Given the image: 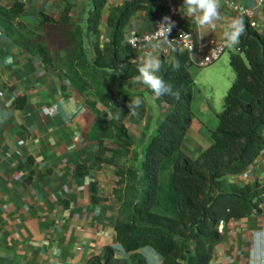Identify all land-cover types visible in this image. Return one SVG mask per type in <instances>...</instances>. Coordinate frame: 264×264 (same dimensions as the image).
<instances>
[{
	"label": "crops",
	"instance_id": "1",
	"mask_svg": "<svg viewBox=\"0 0 264 264\" xmlns=\"http://www.w3.org/2000/svg\"><path fill=\"white\" fill-rule=\"evenodd\" d=\"M15 1L0 0V5L9 8ZM19 1L25 4L21 20L39 34H45V28L38 15L46 13L59 19L65 7L63 0ZM91 4L92 0H76L71 19L84 25ZM218 4L219 19L213 25L201 26L195 20L199 11L188 14L185 0H179V16L197 39L189 69L194 80L195 118L183 141V150L193 157L212 144V131L218 127L219 111L225 105L224 102L220 109V95L236 79L230 65L236 45L228 46L232 53L210 64L207 77L203 76L206 66L200 62L208 42H227L226 32L242 14L239 8L252 11L250 19L264 34V0H218ZM112 5L108 3L102 13L101 39L105 37ZM154 20L144 10L137 11L125 28V40L151 32ZM173 51L164 41L153 42L134 51L133 60L142 64L150 55L159 60L169 58ZM219 81L221 88L216 92ZM128 86L145 95L142 117L134 120L129 115L125 120L134 140L127 161L132 165L141 160L144 145L173 106L142 83L138 86L135 78L129 80ZM23 96L25 104L17 107L16 99ZM54 103L58 111L50 115L48 108ZM99 107L103 108L101 104ZM96 120L87 97L66 73L49 71L40 55L19 46L0 24V264H86L108 246L118 259L129 258L116 231L117 167L109 163L94 165L100 144L90 133ZM79 164L89 165V173L81 175ZM223 179L227 190L256 181L264 185V149L253 164ZM93 183L100 197L96 202ZM260 208L259 213L224 223L223 240L214 247L209 264H262L264 258L254 254L264 255V202ZM256 233L260 234L258 238ZM141 252L152 264H161L162 257L151 247Z\"/></svg>",
	"mask_w": 264,
	"mask_h": 264
},
{
	"label": "trees",
	"instance_id": "2",
	"mask_svg": "<svg viewBox=\"0 0 264 264\" xmlns=\"http://www.w3.org/2000/svg\"><path fill=\"white\" fill-rule=\"evenodd\" d=\"M63 1L59 19L46 13L38 15L45 34L32 31L21 20L25 4L19 0L9 8L0 5V24L19 46L40 55L49 71H64L87 97L97 116L90 135L100 144L94 165L117 167L116 231L127 259L130 264H152L141 252L151 247L162 257L161 264H209L214 247L224 237L221 222L259 213L264 202V185L259 181L227 190L223 179L253 164L264 149V34L248 15L241 14L246 32L231 54L236 79L219 113V125L212 131V144L196 157L183 150L195 118L194 80L189 71L192 61L188 53L178 50L169 58L162 57L158 75L172 89L162 97L173 109L151 134L141 160L128 165L134 140L125 120L129 115L134 120L142 117L145 95L128 86L129 80L139 75L141 63L133 60L125 28L137 11L144 10L155 18L162 7L159 0L112 5L101 39L102 13L108 0H92L84 25L71 19L76 0ZM137 97L140 106L133 103ZM25 102V96L18 97L16 106ZM89 170L87 164L78 165L81 175ZM92 191L93 201H99L96 183ZM118 260L108 246L86 264Z\"/></svg>",
	"mask_w": 264,
	"mask_h": 264
},
{
	"label": "built area",
	"instance_id": "3",
	"mask_svg": "<svg viewBox=\"0 0 264 264\" xmlns=\"http://www.w3.org/2000/svg\"><path fill=\"white\" fill-rule=\"evenodd\" d=\"M127 0H108L113 5H119ZM162 7L160 13L155 16L154 29L151 32L135 34L130 36L126 42L133 48V51L142 49L149 43L164 41L173 50H178L180 53L190 54L197 48V39L194 31L189 28L181 20L179 16V0H159ZM242 10V14L251 16V10ZM255 25V23L253 22ZM171 26L170 32L167 27ZM228 44L226 41L211 39L207 45V51L204 54L200 65L208 66L219 60L227 50ZM58 111V104L54 103L48 108L50 115ZM219 229L224 231V222H221Z\"/></svg>",
	"mask_w": 264,
	"mask_h": 264
},
{
	"label": "clouds",
	"instance_id": "4",
	"mask_svg": "<svg viewBox=\"0 0 264 264\" xmlns=\"http://www.w3.org/2000/svg\"><path fill=\"white\" fill-rule=\"evenodd\" d=\"M187 5V13L191 14L199 11V15L195 17L196 23L204 25H213V22L220 17L218 0H185ZM168 32L171 30V26L167 27ZM246 27L242 19L234 20L230 30L226 32L228 46L238 45L241 40V36L245 34ZM139 75L135 77V83L139 86L141 83L152 90L156 97L163 96L164 93L171 91V86L158 75L161 70V63L158 57L148 56L145 61L139 67ZM133 103L140 106L141 99L137 97L133 100ZM131 108V105H129ZM259 233H256V237H259ZM255 255L260 258H264L258 252H254ZM264 264V261H262Z\"/></svg>",
	"mask_w": 264,
	"mask_h": 264
},
{
	"label": "rangeland",
	"instance_id": "5",
	"mask_svg": "<svg viewBox=\"0 0 264 264\" xmlns=\"http://www.w3.org/2000/svg\"><path fill=\"white\" fill-rule=\"evenodd\" d=\"M88 41H90V39H87ZM95 40V38L93 39V40H91V41H94ZM87 45H89V43L87 42ZM233 50V49H232ZM232 52H230V49L229 50H227L224 54L226 55V57L227 56H229L230 54H231ZM220 60H218V61H215L214 63H212L211 65H213V64H216L217 62H219ZM211 65H208V66H206V67H204L203 68V76L204 77H207V74L209 73V70H210V68H211ZM230 65H231V63H230ZM231 69H232V71H233V75H234V77H235V72H234V69L232 68V66H231ZM233 77V78H234ZM220 80V79H219ZM233 80H235V79H233ZM233 82V81H232ZM229 86V85H228ZM230 87H231V85H230ZM230 87H226V89H224V92L220 95L221 97H220V103H219V106H220V109L221 108H223V107H221L223 104H224V96H226L227 95V93H228V91H226V90H228V89H230ZM219 88H221V81H219V86H217L216 88H215V91L216 92H218V90H219ZM228 88V89H227ZM223 109H221L219 112H221ZM145 150H146V144L144 145V147H143V153H145ZM124 187H125V185H124ZM111 264H130V260L129 259H119L118 261H116V262H113V263H111Z\"/></svg>",
	"mask_w": 264,
	"mask_h": 264
}]
</instances>
